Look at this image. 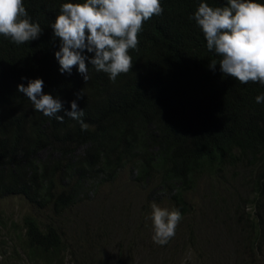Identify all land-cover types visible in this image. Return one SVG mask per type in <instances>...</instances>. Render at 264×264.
Returning <instances> with one entry per match:
<instances>
[{
	"label": "trees",
	"instance_id": "trees-1",
	"mask_svg": "<svg viewBox=\"0 0 264 264\" xmlns=\"http://www.w3.org/2000/svg\"><path fill=\"white\" fill-rule=\"evenodd\" d=\"M68 2L85 0H23L41 35L20 45L0 35V201L18 198L33 210L51 213L42 218L25 213L20 223L1 216L12 242L9 253L0 247L1 258L20 250L25 264H64L66 256L74 264H85L78 257L90 264H195L190 261L195 252L180 258L184 248L178 245L185 238L195 243L197 227L188 221L191 198L207 181L214 198L223 201L220 189L228 196L230 204L217 207L215 214L238 232L235 250L242 261L236 264H245L246 249L264 246V101L255 99L264 95V85L225 76L221 57L208 50L202 30L190 19L200 3L219 7L225 0H160L163 12L143 23L137 48L129 50L132 69L113 81L89 64L87 82L78 66L62 74L54 55L60 42L51 25ZM36 78L66 110L77 93L82 95L77 103L87 130L80 121L65 117L60 122L34 109L17 85ZM122 175L138 199L134 225L122 220L118 228L112 259L96 242L104 234L101 227L69 231L74 226L70 211ZM235 178L237 187L229 181ZM152 203L179 210L188 232L182 228L166 244L155 243ZM114 227V222L108 225L107 232ZM75 239L88 244L86 254L79 253ZM148 240L142 260L126 253ZM229 241L234 244L232 233Z\"/></svg>",
	"mask_w": 264,
	"mask_h": 264
},
{
	"label": "clouds",
	"instance_id": "clouds-1",
	"mask_svg": "<svg viewBox=\"0 0 264 264\" xmlns=\"http://www.w3.org/2000/svg\"><path fill=\"white\" fill-rule=\"evenodd\" d=\"M162 12L160 0L63 3L51 25L54 37L60 42L54 54L59 71L71 74L73 67L78 66V73L87 82L90 64L115 81L133 67L129 50L137 48L143 23ZM190 19L202 30L208 50L221 57L219 68L225 76L242 84L252 81L264 85V4L255 0H225L223 6L210 7L202 2ZM41 33L40 25L31 21L23 0H0V35L20 45L37 39ZM216 65L212 61L209 67L214 70ZM43 86L44 81L36 78L28 80L26 86L17 85V90L44 116L55 117L60 122L69 117L80 121L82 130H87L88 125L81 120L84 111L77 103L82 95L77 93L70 102V110H66L60 99L44 93ZM255 99L261 103L264 95ZM151 209L152 239L164 245L175 235L182 214L156 203L151 204Z\"/></svg>",
	"mask_w": 264,
	"mask_h": 264
},
{
	"label": "rangeland",
	"instance_id": "rangeland-1",
	"mask_svg": "<svg viewBox=\"0 0 264 264\" xmlns=\"http://www.w3.org/2000/svg\"><path fill=\"white\" fill-rule=\"evenodd\" d=\"M125 176L126 175H122L120 181L113 186L111 185L105 189H99L96 194L92 195L88 203L79 204L77 209L70 211V218L74 221V226L69 227V231L76 227H79L81 230L87 228L90 231L93 230L94 227H101L104 233L100 238L101 242L95 241L100 244L99 246H102L103 253L110 255L112 259L116 256V244L114 240L116 233L119 232L118 228L122 225V220L126 226L134 225V222H132L133 210L138 197L137 192L130 187ZM226 176L227 178H230L229 175L226 174ZM229 181L236 187L239 184L238 178L229 179ZM240 194L243 195V192H240ZM219 196H223V201L219 200V197L214 198V193L210 191L209 183L207 181L201 182V185L197 187L195 193H193V197L191 198L193 214L188 218V221L194 223L197 227L196 237L195 232L192 231L196 240L194 244H192L194 240L191 239H183L185 241L184 244L183 240H179L178 248H184V251L180 254V258L191 257L192 253L195 252L196 255L193 254L190 259V261L195 264H236L242 261L241 258H237L240 257V255L238 256L235 250L236 247H238V232H235V229L231 226L230 222L221 214H215V209L217 207H224L230 204L228 196L225 195L223 189L219 190ZM111 207L114 209V212ZM25 213L33 214V216H38L39 218L51 215L50 211L42 213L41 211L39 212L31 209L28 204L18 198L0 201V217L3 216L4 219L7 218L12 222L20 223L21 218ZM113 222L116 228L114 227L113 233L109 234L107 232L108 225ZM4 228L5 226L0 224V239H2L3 242H1L2 244H0V247L3 248L2 251L9 253L12 250L9 246L12 242L7 237L8 235ZM182 228L183 231L188 232V224H186L185 221L178 223L175 229V235L172 239L177 235L176 231L181 230ZM230 233L233 235L234 244L229 241ZM70 236L71 235L68 237ZM79 241L80 240L75 239L74 243L78 245L79 253L81 252L84 255L88 249V247H84V245L88 244L84 241L79 243ZM149 244V240L145 241L143 244H136L131 251L129 250L126 253H130L134 260H142L148 254ZM190 245H192V247ZM91 249H93L96 255L98 254V248L92 247ZM252 249L253 250H245L248 254L247 258L243 259L245 264H264V253H262L264 252V246H260L259 251L256 247H253ZM18 251L19 253H12L10 256L6 255L4 258H1L0 256V264H25L22 252L20 250ZM138 251H140V255L135 257V253H138ZM99 256L97 257L98 261L99 258H101ZM205 258H207L208 261L204 260ZM78 260L85 264H90L88 260H83L80 257H78ZM130 263L131 262H128L127 264ZM64 264L74 263L70 260L69 256H66ZM100 264L114 263L109 260L108 262ZM188 264H190L189 260Z\"/></svg>",
	"mask_w": 264,
	"mask_h": 264
}]
</instances>
